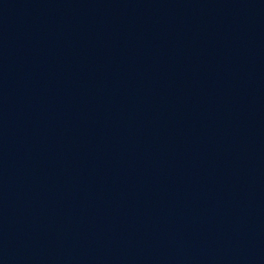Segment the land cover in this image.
Listing matches in <instances>:
<instances>
[{
    "label": "water",
    "instance_id": "1",
    "mask_svg": "<svg viewBox=\"0 0 264 264\" xmlns=\"http://www.w3.org/2000/svg\"><path fill=\"white\" fill-rule=\"evenodd\" d=\"M0 264H264V0H0Z\"/></svg>",
    "mask_w": 264,
    "mask_h": 264
}]
</instances>
